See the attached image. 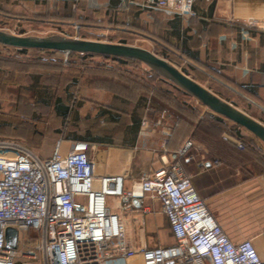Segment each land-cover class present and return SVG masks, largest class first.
<instances>
[{
    "label": "crops",
    "instance_id": "obj_1",
    "mask_svg": "<svg viewBox=\"0 0 264 264\" xmlns=\"http://www.w3.org/2000/svg\"><path fill=\"white\" fill-rule=\"evenodd\" d=\"M82 1L50 0V6L53 7L55 3V10H69L66 17L64 14L61 16L65 20L68 15L74 14L70 12L71 9L75 12L81 10L80 4L76 6L77 2ZM143 1H96V4L107 7L103 11L91 12L94 13L91 19L97 23L91 21L87 26L108 30L118 40L131 34L130 36L140 35L150 46L156 42L172 53L174 61L180 59L188 64L190 70L185 68L184 71L197 83L203 85L202 79L210 78L212 84L218 83L227 92L240 91L264 106V31L260 27L264 20V0H196V16L190 19L164 16L159 12L137 7ZM74 2L76 6L73 5ZM45 4H48V0H0V15L7 18H17L16 15L23 14L38 16ZM122 11L126 12L125 21L120 18ZM62 22L69 24L66 20ZM2 70H5L4 66L0 67V87H4L6 91H24L27 95L33 93V98L40 104L42 100L61 97V103L70 107L74 97L69 93L65 97L53 96L48 91V76L39 78V81L30 69L24 71L12 68L9 73L7 69L4 72ZM45 74L48 75V70ZM20 75L34 76L28 77L25 81L27 86L23 90ZM204 87L214 92L210 87ZM112 89L110 85L89 84V89L76 105L73 116L59 119L77 126L82 121L88 123L85 107L88 102L102 105L111 103L115 106L118 101L122 102V97L112 92ZM19 92L17 95L20 97ZM6 93L0 91L2 96ZM11 102L12 105L17 104ZM138 104L139 101L128 113L125 132L119 135V139L118 135L114 138L110 135H94L89 129L83 134L69 132L67 129L64 142L66 145L78 141L87 143L88 156L94 163L95 174L122 175L125 177V189H130L140 177L161 166L160 151L163 145L168 152H176L190 141L192 146L179 159L183 173L190 179L194 190L228 238L232 242L251 240L259 257L264 260V145L251 137L252 152H239L235 145L212 148L206 142L192 137V126L189 123H175L174 109H171V116L162 120L158 112L148 106L144 108L139 105L137 108ZM19 109H9L10 117L16 118L13 116H18ZM134 111L141 120L145 119L154 126L160 119L161 125L157 128L152 125V130L133 132ZM143 113L146 115L143 116ZM108 114L106 109H102L98 115L94 113L90 118L105 117ZM249 116L257 120L254 116ZM107 121L117 124L118 117L112 115V119ZM96 151L99 155L95 157ZM107 203L111 212L117 214L121 220L125 241L129 247H163L174 243L159 203L144 199L139 206L134 201L136 208L126 211L120 210L119 199L113 204L108 198ZM161 215L165 218L167 229ZM146 216L153 222L149 231L146 230ZM163 229L165 233L161 237L159 234ZM106 264L119 263L109 261Z\"/></svg>",
    "mask_w": 264,
    "mask_h": 264
},
{
    "label": "built area",
    "instance_id": "obj_2",
    "mask_svg": "<svg viewBox=\"0 0 264 264\" xmlns=\"http://www.w3.org/2000/svg\"><path fill=\"white\" fill-rule=\"evenodd\" d=\"M196 0H144L141 6L169 17L196 16ZM264 31V20L261 23ZM162 118V116H161ZM160 119L155 122L159 124ZM145 119L141 126H147ZM0 142V264H16L22 255L38 264H264L252 241L232 242L210 214L183 173L179 159L190 141L176 152L161 149L162 164L125 189L122 175H97L85 142L60 141L42 159L30 149ZM238 149L243 142L234 140ZM119 199L122 211L144 199L157 202L174 243L129 247L124 226L108 198ZM18 232V247H5V231ZM38 237L20 250L21 235Z\"/></svg>",
    "mask_w": 264,
    "mask_h": 264
},
{
    "label": "rangeland",
    "instance_id": "obj_3",
    "mask_svg": "<svg viewBox=\"0 0 264 264\" xmlns=\"http://www.w3.org/2000/svg\"><path fill=\"white\" fill-rule=\"evenodd\" d=\"M96 1L99 2V0H89L86 2L83 0L82 2H77V6L76 2H74L73 5L78 7L80 4L79 6L82 8L75 12L71 9L72 7L70 5L69 9H71L70 12L74 13L73 17L71 19H65L69 24H63L64 22L62 21L65 20L61 19V16L64 14L66 17L69 10H55L56 4L54 3L53 7H51V2L48 0V4H45V6L42 7L43 10L38 16L23 14L16 15L17 18H7L0 15V30L20 36H62L115 44L124 42V44L127 45L138 46L149 50L156 56L174 65L182 73L184 72V68L190 70V66L184 63L183 60L180 61L179 59V63L174 61L170 51L164 49L156 42H153L150 46V44L144 41L140 35L130 36V34L121 37V39L118 40L116 37L114 38V34L108 30H100L87 26L90 25L91 21L97 23L93 18L91 19L94 15V13L92 14L91 12L103 11L107 7L106 5L96 4ZM138 6L141 9H145L141 6V3L137 4V7ZM145 10L152 11L149 9ZM120 13L121 20L125 21L126 12L122 11ZM159 13L166 16L162 12ZM52 15L54 16L53 18L51 17ZM2 66L5 68V70L2 71L4 72L7 69L8 73L12 68H19L24 71L25 69H30L32 73H35L33 75L37 77L39 81L40 79L45 78V76H48V91H51L53 96L56 97L59 95L65 97V95L67 94L68 96L69 93L74 97L70 104L72 113L76 110V105L82 100V96L88 91L89 84L90 86L110 85L111 88H113L112 92H115L122 97V102L120 103L118 101L116 106L111 103H108L111 105L107 106L108 104L102 105L88 102L85 107L87 113L86 120L89 122L83 123L82 121L78 127L76 124L74 125L71 122L67 123L57 118L52 107L44 106L37 102V99L33 98V93L27 95L24 91L19 92L18 90L8 92L4 87H0V91L7 92L5 96L0 95V142L3 143V141H5L4 143L6 144L13 143L24 146L42 159L48 158L54 147L60 141H65L67 129L69 132L76 131L81 134L89 129L94 135H110L112 138L118 135L119 139V135L125 132V124L129 120L128 113L132 111L135 103L139 101L140 97H146L147 99L151 97L148 94H145V90L148 87H153L162 93L168 91L167 93L176 99L179 105L184 106L187 112L194 111L192 116L196 115L197 118L207 119L210 115H213L201 106L194 98L185 96L172 87H167L168 85L166 86V84L160 83V77L138 62L120 64L97 56L77 59L75 56H69L64 53L48 54L36 50H29L26 54H22L13 48H4L0 46V67ZM46 70H48V75L45 74ZM33 75H20V80L22 82L21 89L27 86L25 81L28 77H34ZM187 76L189 75L187 74ZM202 82L204 86H208L213 91L217 92L223 100H227L229 104L238 108L245 114L254 116L258 122L264 125L263 105L259 104L254 99H249L247 95L240 91L231 90L227 92L218 83L212 84L210 78L202 79ZM18 92L21 94L20 97L17 95ZM8 93H11V95ZM15 96L19 99L17 100ZM11 101H14V103L17 104L12 105ZM14 107H19L20 113H18V116H13L16 118H11L9 109H14ZM102 109H106L109 114L105 117H96L95 119L90 118V115L94 113L98 115ZM166 109L168 110L169 108ZM168 111L171 113V110ZM140 112V109H138V113ZM174 114L177 118V114L175 112ZM112 115L118 117L117 124H112L107 121L108 119H112ZM145 115L146 113L143 116ZM72 116L73 114L69 117L71 118ZM225 123L227 125L224 127L222 137L231 142L232 139H234L233 134L236 128L233 123L227 120H225ZM152 125L153 123L148 122L147 126H140L139 132L152 130ZM154 127H159V124H156ZM2 128H6V130H3ZM15 130L17 132L16 134H13ZM127 134L129 137L130 133L128 132ZM238 136L241 137L239 140H242L246 147L253 146L251 140V137L253 136L244 129H240ZM94 155L96 157L99 155V152L96 151ZM110 199L113 204L115 201H118L117 198ZM161 220L166 228L167 225L165 223V218L162 215ZM145 223L146 230L149 231L152 228L153 223L150 221L149 216L145 217ZM162 233H165L164 229L159 236L162 237ZM37 237L38 234L34 231H28L22 234L19 242L20 250H29ZM117 262L119 264L123 263L121 261ZM16 264H38V259L32 260L21 255Z\"/></svg>",
    "mask_w": 264,
    "mask_h": 264
},
{
    "label": "water",
    "instance_id": "obj_4",
    "mask_svg": "<svg viewBox=\"0 0 264 264\" xmlns=\"http://www.w3.org/2000/svg\"><path fill=\"white\" fill-rule=\"evenodd\" d=\"M0 45L25 50L53 51L64 54H90L138 62L149 71L194 98L212 114L244 129L264 145V125L224 101L213 92L182 73L168 61L147 49L122 43L90 41L62 36H20L0 30ZM5 247H18V232L13 228L5 231Z\"/></svg>",
    "mask_w": 264,
    "mask_h": 264
},
{
    "label": "trees",
    "instance_id": "obj_5",
    "mask_svg": "<svg viewBox=\"0 0 264 264\" xmlns=\"http://www.w3.org/2000/svg\"><path fill=\"white\" fill-rule=\"evenodd\" d=\"M73 17V15H68V17L66 19H71ZM122 44H124V42H121ZM4 48H10V47H6L3 45H0ZM14 50L18 51L19 53H26L29 50H25V49H15ZM37 51V50H36ZM41 53H48V54H59V52H53V51H38ZM69 56H75L77 59L79 58H87V57H93L96 55H90V54H75V53H69ZM97 57H103V56H97ZM106 59H109L113 62H117V63H122V64H126V63H137L134 61H129V60H124V59H117V58H111V57H103ZM176 62H180L179 60H177ZM185 69V68H184ZM183 73L186 74V72L184 71ZM187 75V74H186ZM161 80L162 83L171 86L173 89H175L177 92L182 93L185 96H188V94H186L185 92L181 91L180 89H178L177 87H175L174 85L168 83L167 81L159 78ZM195 81V80H194ZM208 90H210L209 88H207ZM166 92H160L159 90L153 88V87H148L145 90V94H148L149 96H151L150 98H146V97H140L139 99V104L137 105L139 108L140 106L146 108V106L149 107V109H152L156 112L159 113V115L162 116V120L167 119L169 116H171L172 114L170 113L171 109H174L175 113L177 114V118L175 119V123L178 125L179 121H183L185 123H189L192 126V137L196 138L198 140L204 141L207 143L208 146H211L212 148H218L219 146L222 145H234V140L236 139H241V137L238 136L239 131H240V127L235 126V132L233 134V138L232 141H228L226 139H223L222 137V133L224 130L225 125H227L225 123V120L219 116L216 115H210L207 119H200L197 118L196 115L192 116V113L194 111H189L187 112V110L185 109L184 106L179 105L178 102L176 101V99H174L173 97H171L169 95V93ZM215 95H217L218 97H220V95L217 92H213ZM221 98V97H220ZM222 99V98H221ZM61 97H56L53 100H51V98L47 99V100H42V105L44 106H50L53 109V112L55 114V116L57 118H66L67 116H70L72 113V109L68 106H65L61 103ZM227 102V100H224ZM140 105V106H139ZM169 108L168 110L166 108ZM173 111V110H171ZM191 112V114H190ZM133 115V132H137L140 128V124H141V119L139 118V116H137V112L134 111L132 113ZM182 116V117H179ZM192 117V118H191ZM161 125V121L159 123V126ZM176 125V126H177ZM175 126V127H176ZM3 130H6L5 128H2ZM6 132V131H5ZM3 132V133H5ZM16 130L14 131L13 134H16ZM1 133V132H0ZM201 135V137H200ZM242 141V140H241ZM236 147V146H235ZM237 148V147H236ZM237 150L239 152H252V148L251 147H246L244 142H243V148L242 149H238ZM256 157V155H254Z\"/></svg>",
    "mask_w": 264,
    "mask_h": 264
}]
</instances>
